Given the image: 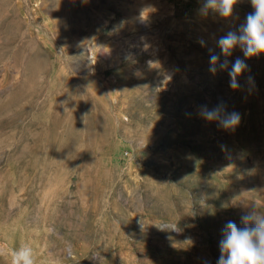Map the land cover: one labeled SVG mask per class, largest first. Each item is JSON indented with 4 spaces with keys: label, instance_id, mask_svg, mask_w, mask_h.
I'll return each instance as SVG.
<instances>
[{
    "label": "rangeland",
    "instance_id": "374dc122",
    "mask_svg": "<svg viewBox=\"0 0 264 264\" xmlns=\"http://www.w3.org/2000/svg\"><path fill=\"white\" fill-rule=\"evenodd\" d=\"M203 0H0V247L35 264H217L264 211V54L240 88L218 40L253 9ZM203 41V46L201 44ZM251 78V82L249 81ZM240 114L234 129L201 106ZM0 264L11 257L0 255Z\"/></svg>",
    "mask_w": 264,
    "mask_h": 264
},
{
    "label": "clouds",
    "instance_id": "9594fccd",
    "mask_svg": "<svg viewBox=\"0 0 264 264\" xmlns=\"http://www.w3.org/2000/svg\"><path fill=\"white\" fill-rule=\"evenodd\" d=\"M238 0H203L199 9L202 15L217 13L221 18L233 16L234 6ZM252 12L245 16V21L235 30H229L218 40V46L224 57H230L239 48L244 59L237 57L229 67V60L222 62L214 53L210 55V69L216 73L218 68L226 70L230 78L229 86L239 89V77L248 71L247 59L264 54V0H250ZM203 46V41H201ZM251 82V78H249ZM200 115L208 122L218 121L226 130L234 129L240 123L238 112L227 113L222 106L209 109L201 106ZM220 256L217 264H264V211L255 206L240 217V224L229 220L221 231L219 240ZM0 255L11 257V264H35L33 249L29 244H22L19 249L5 251L0 247Z\"/></svg>",
    "mask_w": 264,
    "mask_h": 264
}]
</instances>
